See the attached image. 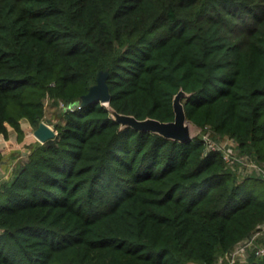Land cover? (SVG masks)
<instances>
[{
	"label": "trees",
	"instance_id": "1",
	"mask_svg": "<svg viewBox=\"0 0 264 264\" xmlns=\"http://www.w3.org/2000/svg\"><path fill=\"white\" fill-rule=\"evenodd\" d=\"M101 69L109 105L139 119H174L182 88L199 132L67 109ZM48 102L56 136L0 183V264H217L264 223V176L204 139L264 164V0H0V133L22 139ZM261 246L235 264H264Z\"/></svg>",
	"mask_w": 264,
	"mask_h": 264
},
{
	"label": "water",
	"instance_id": "2",
	"mask_svg": "<svg viewBox=\"0 0 264 264\" xmlns=\"http://www.w3.org/2000/svg\"><path fill=\"white\" fill-rule=\"evenodd\" d=\"M108 69H101L96 75L95 83L91 84L86 93H83L77 103H72L67 107L80 104V106L89 104L92 101H101L106 104L111 112L113 118L118 121L121 126H130L141 131H150L158 133L166 138L178 141L190 139L191 134L190 121L187 119L183 97L187 92L182 88L175 94L173 98L174 119L169 121H162L154 117H146L139 119L132 114L118 112L115 108L109 105L111 93L107 83ZM57 131L44 120H40L37 127L33 129V135L39 142L52 139L56 136Z\"/></svg>",
	"mask_w": 264,
	"mask_h": 264
},
{
	"label": "rangeland",
	"instance_id": "3",
	"mask_svg": "<svg viewBox=\"0 0 264 264\" xmlns=\"http://www.w3.org/2000/svg\"><path fill=\"white\" fill-rule=\"evenodd\" d=\"M62 109H63V104L57 105V104L48 102L46 105L45 115H44L43 120L46 123H48L50 126L54 127V123L56 121H61L62 119V115L60 113ZM27 121L28 120L26 119L22 121V129L24 132L22 139L18 138L17 132L15 130H11L12 135L7 136L5 139H2V138L0 139V148L3 151L4 158L7 161H13L14 159H17V164H18V162L26 159V157L24 156L29 151L30 144H33L35 141H37L35 137L34 136L32 137L31 135L34 128L31 129ZM189 123H190V128H191V134L196 135L199 132V130H197L191 122ZM205 134L206 135L208 134L211 137L210 132L205 131L204 135ZM221 141L225 142L226 138L222 139ZM13 168L12 170H10L11 173L13 171ZM240 170L241 172L240 171L239 172L243 175V177L247 176L248 173L251 172L248 167L240 168ZM6 171H8V167L6 168ZM263 234H264V225L261 226V229H259L258 231L257 230L255 231V233L253 234L254 236L252 238L253 240L248 239L247 243L250 241L251 243L246 244L245 242H240L232 250V254H234V260H232L230 254H228L226 256H220L218 258L217 264H235L237 262L240 263L244 261L247 258L251 250V247L255 245V239L257 237H264ZM242 247H244V250L241 251L240 249ZM190 264H197V263L191 262Z\"/></svg>",
	"mask_w": 264,
	"mask_h": 264
},
{
	"label": "built area",
	"instance_id": "4",
	"mask_svg": "<svg viewBox=\"0 0 264 264\" xmlns=\"http://www.w3.org/2000/svg\"><path fill=\"white\" fill-rule=\"evenodd\" d=\"M31 135H32V137L34 136L33 131L31 133ZM35 139L38 141V139L36 137H35ZM204 139L206 140L208 149H222L224 151V157L229 163L233 164L234 161L241 162L240 166L238 167V172L239 171L241 172L240 168L248 167L251 171L250 173L256 172L257 174H259V175L261 174L264 176V164H260L259 162L255 161L254 159L250 158L247 155H238V153H237L238 151L236 149H234L235 142L231 138L227 137L225 142H222L221 140H220L221 141L220 142V141L213 139L208 134L207 135L205 134ZM0 151L4 155L1 148H0ZM16 163H17V159H14L13 161H7L3 157V159L0 161V183L2 181H4L5 179L9 178L10 173H11L10 170H12V168L16 165ZM7 167H8V171H6ZM262 225H264V223L261 224L260 226H258L257 231L259 229H261ZM253 236L254 235H252L251 238H247L241 242H245L246 244L251 243V241L248 243H247V241H248V239H252ZM240 250L241 251L244 250V247H242ZM256 252L258 254H263L264 253V246L258 247L256 249ZM229 254L231 256V259L234 260V254H232V252Z\"/></svg>",
	"mask_w": 264,
	"mask_h": 264
},
{
	"label": "crops",
	"instance_id": "5",
	"mask_svg": "<svg viewBox=\"0 0 264 264\" xmlns=\"http://www.w3.org/2000/svg\"><path fill=\"white\" fill-rule=\"evenodd\" d=\"M24 119H21V127H22V121H23ZM28 122V124H29V126H30V128L31 129H33V127L31 126V124L29 123V121H27ZM27 124V123H26ZM29 128V127H28ZM29 128V129H30ZM11 130H15L12 126H10V125H8V135L7 136H10V135H12V133H11ZM7 136H5V135H3L2 133H0V139L2 138V139H5Z\"/></svg>",
	"mask_w": 264,
	"mask_h": 264
}]
</instances>
